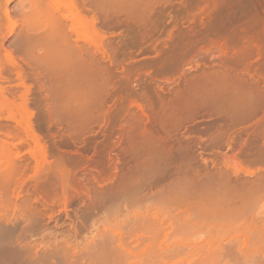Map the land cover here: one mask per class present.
<instances>
[{"label":"rangeland","instance_id":"obj_1","mask_svg":"<svg viewBox=\"0 0 264 264\" xmlns=\"http://www.w3.org/2000/svg\"><path fill=\"white\" fill-rule=\"evenodd\" d=\"M0 264H264V0H0Z\"/></svg>","mask_w":264,"mask_h":264},{"label":"bare ground","instance_id":"obj_2","mask_svg":"<svg viewBox=\"0 0 264 264\" xmlns=\"http://www.w3.org/2000/svg\"><path fill=\"white\" fill-rule=\"evenodd\" d=\"M96 22V21H95ZM95 25V24H94ZM93 24H92V26H94ZM60 26V25H59ZM96 35H98L97 33H96Z\"/></svg>","mask_w":264,"mask_h":264}]
</instances>
